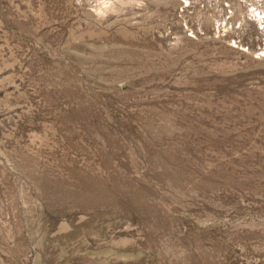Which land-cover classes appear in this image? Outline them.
Here are the masks:
<instances>
[{
	"label": "rangeland",
	"instance_id": "obj_1",
	"mask_svg": "<svg viewBox=\"0 0 264 264\" xmlns=\"http://www.w3.org/2000/svg\"><path fill=\"white\" fill-rule=\"evenodd\" d=\"M252 1L0 0V264H264Z\"/></svg>",
	"mask_w": 264,
	"mask_h": 264
},
{
	"label": "bare ground",
	"instance_id": "obj_2",
	"mask_svg": "<svg viewBox=\"0 0 264 264\" xmlns=\"http://www.w3.org/2000/svg\"><path fill=\"white\" fill-rule=\"evenodd\" d=\"M252 4L247 7L248 10H247L246 16L249 17V20H252L253 22H255L256 25H259V24H261V19H262V22L264 21L263 20L264 19V0H254V1H252ZM257 12H258L259 16L263 15V17L259 18L258 15L256 14ZM262 32L264 33V27L262 28Z\"/></svg>",
	"mask_w": 264,
	"mask_h": 264
}]
</instances>
